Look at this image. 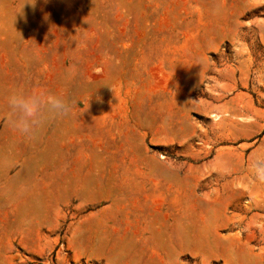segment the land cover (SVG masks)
Masks as SVG:
<instances>
[{
	"label": "rangeland",
	"instance_id": "obj_1",
	"mask_svg": "<svg viewBox=\"0 0 264 264\" xmlns=\"http://www.w3.org/2000/svg\"><path fill=\"white\" fill-rule=\"evenodd\" d=\"M261 69L264 0H0V264H264Z\"/></svg>",
	"mask_w": 264,
	"mask_h": 264
},
{
	"label": "clouds",
	"instance_id": "obj_2",
	"mask_svg": "<svg viewBox=\"0 0 264 264\" xmlns=\"http://www.w3.org/2000/svg\"><path fill=\"white\" fill-rule=\"evenodd\" d=\"M34 3V0H31ZM264 70V69H261ZM11 127L23 135H30L47 115L50 118L63 117L68 113L65 100L50 92L41 91L28 95L13 91L6 100ZM264 176V174H258Z\"/></svg>",
	"mask_w": 264,
	"mask_h": 264
}]
</instances>
